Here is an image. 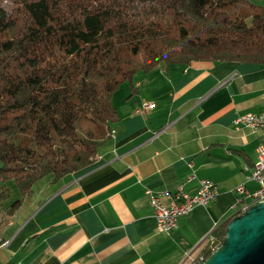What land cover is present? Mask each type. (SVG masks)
<instances>
[{"label":"crops","instance_id":"obj_1","mask_svg":"<svg viewBox=\"0 0 264 264\" xmlns=\"http://www.w3.org/2000/svg\"><path fill=\"white\" fill-rule=\"evenodd\" d=\"M131 83L134 92L127 96V82L112 102L119 117L90 163L57 179L45 174L10 212L13 199H0V264H189L235 213V186L256 187L246 173L259 131L232 120L263 108L264 64L167 63L135 72ZM142 102L151 107L135 111ZM201 178L214 183V197L159 231L150 193L179 182L193 193Z\"/></svg>","mask_w":264,"mask_h":264},{"label":"trees","instance_id":"obj_2","mask_svg":"<svg viewBox=\"0 0 264 264\" xmlns=\"http://www.w3.org/2000/svg\"><path fill=\"white\" fill-rule=\"evenodd\" d=\"M195 60L264 64V0H0V199L8 180L19 193L7 212L45 174L92 161L121 82L129 96L135 72Z\"/></svg>","mask_w":264,"mask_h":264},{"label":"built area","instance_id":"obj_3","mask_svg":"<svg viewBox=\"0 0 264 264\" xmlns=\"http://www.w3.org/2000/svg\"><path fill=\"white\" fill-rule=\"evenodd\" d=\"M264 99V95H263ZM151 107L150 102H142L135 111H141ZM234 125H243L259 131V140L255 146V158L251 163L246 178L256 183L253 190L246 189L242 183L235 186L237 196L233 205L234 212L238 213L256 202H264V106L258 112L246 111L235 115L232 120ZM216 187L212 181L201 178L195 192L189 193L183 189V183L179 182L172 192L154 191L150 193L149 205L155 220L156 228L164 233H170L175 227L176 218L186 214L193 205L206 204L214 197ZM207 235V239H210ZM203 256L199 253L191 259L189 264H199Z\"/></svg>","mask_w":264,"mask_h":264},{"label":"water","instance_id":"obj_4","mask_svg":"<svg viewBox=\"0 0 264 264\" xmlns=\"http://www.w3.org/2000/svg\"><path fill=\"white\" fill-rule=\"evenodd\" d=\"M199 264H264V202L231 215L221 242Z\"/></svg>","mask_w":264,"mask_h":264},{"label":"rangeland","instance_id":"obj_5","mask_svg":"<svg viewBox=\"0 0 264 264\" xmlns=\"http://www.w3.org/2000/svg\"><path fill=\"white\" fill-rule=\"evenodd\" d=\"M251 1L261 2L262 0H251ZM126 87H127V81L126 80H124L123 82H121L118 85V87L114 90V93H113L114 96L111 99L113 103L118 102L119 98H121V96H123V94L126 93ZM6 186L8 188V195H7V198L5 199L4 202L9 203L12 199H14L15 196L18 195V192H17L16 186L12 180L6 181ZM205 242H206V240H205ZM204 243L201 245V247L204 245ZM200 249H199L198 254L200 253Z\"/></svg>","mask_w":264,"mask_h":264},{"label":"bare ground","instance_id":"obj_6","mask_svg":"<svg viewBox=\"0 0 264 264\" xmlns=\"http://www.w3.org/2000/svg\"><path fill=\"white\" fill-rule=\"evenodd\" d=\"M204 259V258H203Z\"/></svg>","mask_w":264,"mask_h":264}]
</instances>
